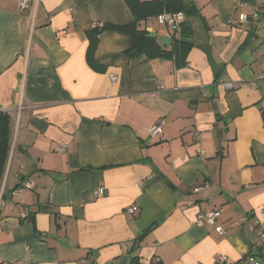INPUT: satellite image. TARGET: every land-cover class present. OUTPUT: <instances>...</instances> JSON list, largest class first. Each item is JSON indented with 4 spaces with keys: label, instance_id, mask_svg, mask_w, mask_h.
I'll return each mask as SVG.
<instances>
[{
    "label": "crops",
    "instance_id": "1",
    "mask_svg": "<svg viewBox=\"0 0 264 264\" xmlns=\"http://www.w3.org/2000/svg\"><path fill=\"white\" fill-rule=\"evenodd\" d=\"M165 1L0 0V111L13 121L0 264L257 254L247 226L264 224V0H184L178 37L145 22ZM103 24L125 28L91 32ZM132 24L169 46L139 39L138 53ZM209 211L223 234L197 223Z\"/></svg>",
    "mask_w": 264,
    "mask_h": 264
},
{
    "label": "built area",
    "instance_id": "2",
    "mask_svg": "<svg viewBox=\"0 0 264 264\" xmlns=\"http://www.w3.org/2000/svg\"><path fill=\"white\" fill-rule=\"evenodd\" d=\"M30 0H19V5L21 10L26 9L29 6ZM185 17L181 12L177 13H162L159 16L148 18L145 22L147 24H158V25H169L172 28V33L174 36H176V30L178 29V26L180 23L184 21ZM241 20L244 21L245 18L242 16ZM112 81H115L116 78L114 76L109 77ZM258 80L264 81V71L259 75ZM231 83H226L223 85V87L227 90L233 89L234 86ZM243 87H247L250 89L255 88V81H253L252 84L248 85L246 83L242 84ZM164 122L162 120L156 122L151 128H150V137H155L156 135L160 134L163 127ZM63 151L62 148H59L57 150ZM24 188H29L30 184L26 183L23 186ZM208 188V185L202 186V187H196L192 190V194H197L201 192L203 189ZM104 189L103 188H97L94 191V195L96 197L103 196ZM138 211L137 206H132L128 210H126V213L128 214H135ZM220 212L219 211H209L198 214L197 216V223L200 225H210L215 226V223L217 219L219 218ZM247 229L249 233L252 236L253 246L257 251V254H249L246 257H244L241 261L237 262L236 264H264V224L259 223L258 221L248 224ZM215 231L218 232V234H223V230L220 226H215ZM218 264H224L225 258L222 256H218L217 258Z\"/></svg>",
    "mask_w": 264,
    "mask_h": 264
},
{
    "label": "trees",
    "instance_id": "3",
    "mask_svg": "<svg viewBox=\"0 0 264 264\" xmlns=\"http://www.w3.org/2000/svg\"><path fill=\"white\" fill-rule=\"evenodd\" d=\"M185 9L186 8H185V1L184 0H166L165 1V11L164 12H166V13L181 12L185 17L186 16L185 13H187V11H188V10L186 11ZM164 12H162V13H164ZM157 15L159 16L160 14L157 13ZM157 15L148 16L145 18V21L148 18L156 17ZM185 19H186V17H185ZM185 19H184V21H185ZM183 22L179 24L178 28L181 26V24H183ZM124 28L125 27L111 26L109 24H103L102 27L93 28L91 32L94 33L96 36H98L100 33H102L103 31H106V30H117V31L121 30L122 31V30H124ZM131 28H132V31L130 32V36H131V38H133L132 39L133 40V47L132 48L134 50L139 48L137 51L138 53H145V51H146L145 45L144 44L139 45L137 48L136 40L143 39V41H145V42H148V41L154 42V40H149L146 38V36L148 34L146 33L145 29L136 30L134 24H132ZM181 31L179 33H182ZM171 37H173V35ZM175 37H178V29L176 30V36ZM175 43H177L178 45L182 44L181 38L176 39L174 41V44ZM93 44L95 47V45L97 44L96 39H94V41L92 40L90 42V45H93ZM188 48H189V46H188ZM252 83L253 82L246 83V84L250 85ZM12 127H13V121H12L11 115L7 112L0 111V188H1V185H2V182L4 179V175L6 172V167L8 164V159H9V154H10V149H11Z\"/></svg>",
    "mask_w": 264,
    "mask_h": 264
},
{
    "label": "water",
    "instance_id": "4",
    "mask_svg": "<svg viewBox=\"0 0 264 264\" xmlns=\"http://www.w3.org/2000/svg\"><path fill=\"white\" fill-rule=\"evenodd\" d=\"M146 38H151V39H159L160 42L165 46V47H168L169 46V43H170V38L168 37H163V36H156L155 33H151V34H148Z\"/></svg>",
    "mask_w": 264,
    "mask_h": 264
}]
</instances>
